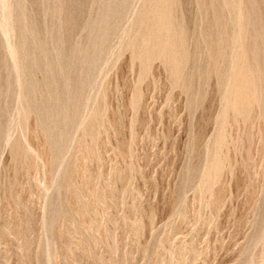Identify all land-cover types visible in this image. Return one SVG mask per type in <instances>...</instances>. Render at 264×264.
I'll use <instances>...</instances> for the list:
<instances>
[{"label":"rangeland","instance_id":"1","mask_svg":"<svg viewBox=\"0 0 264 264\" xmlns=\"http://www.w3.org/2000/svg\"><path fill=\"white\" fill-rule=\"evenodd\" d=\"M0 16V264H264V0Z\"/></svg>","mask_w":264,"mask_h":264},{"label":"bare ground","instance_id":"2","mask_svg":"<svg viewBox=\"0 0 264 264\" xmlns=\"http://www.w3.org/2000/svg\"><path fill=\"white\" fill-rule=\"evenodd\" d=\"M7 1V0H6ZM10 5V4H9ZM9 7V6H8ZM9 9H10V7H9ZM3 12V11H2ZM8 12V11H7ZM11 12H12V7H11ZM12 14V13H11ZM2 15V14H1ZM3 15H4V13H3ZM9 14H7V16H8ZM1 17V16H0ZM5 17V16H4ZM1 19H3V18H1ZM9 19V18H8ZM239 19V18H238ZM6 21H7V19H5ZM9 21V20H8ZM2 22V21H1ZM0 22V23H1ZM11 22V20L9 21V22H7L8 24ZM11 24H13V23H11ZM1 26H3V25H1ZM6 26H7V24H6ZM5 27V26H4ZM9 27H10V25H9ZM8 27V28H9ZM15 27V26H14ZM6 28V27H5ZM1 30V29H0ZM12 31H11V35H13L12 34V32L14 31V29H11ZM10 33V32H9ZM10 36V35H9ZM12 37V36H11ZM5 40V39H4ZM11 40H12V38H11ZM10 40V41H11ZM5 42H6V40H5ZM6 44V43H5ZM8 46V45H7ZM12 46V45H11ZM13 49V48H12ZM13 51V50H12ZM9 55V54H8ZM10 58H11V55H10ZM17 58V57H16ZM18 59V58H17ZM17 63V62H16ZM15 65V64H14ZM14 65H13V67H14ZM17 66H18V64H16ZM20 67V66H19ZM15 68V67H14ZM17 68V67H16ZM22 71V70H21ZM15 75H16V72H15ZM19 75V74H18ZM17 79V78H16ZM19 83V82H18ZM20 100V99H19ZM18 117V116H17ZM10 130V129H9ZM8 134V133H7ZM9 134H11V133H9ZM8 134V135H9ZM8 141V140H7Z\"/></svg>","mask_w":264,"mask_h":264}]
</instances>
